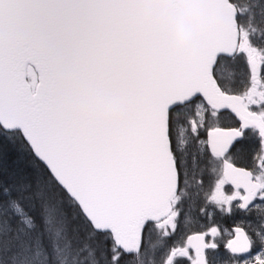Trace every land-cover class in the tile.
<instances>
[{
  "label": "snow or ice",
  "instance_id": "snow-or-ice-1",
  "mask_svg": "<svg viewBox=\"0 0 264 264\" xmlns=\"http://www.w3.org/2000/svg\"><path fill=\"white\" fill-rule=\"evenodd\" d=\"M0 264H264V0H0Z\"/></svg>",
  "mask_w": 264,
  "mask_h": 264
}]
</instances>
